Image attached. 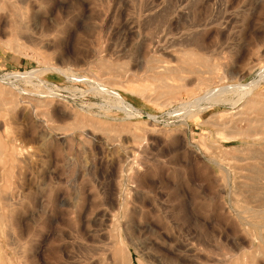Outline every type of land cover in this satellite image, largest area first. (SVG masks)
Here are the masks:
<instances>
[{
    "label": "rangeland",
    "instance_id": "1",
    "mask_svg": "<svg viewBox=\"0 0 264 264\" xmlns=\"http://www.w3.org/2000/svg\"><path fill=\"white\" fill-rule=\"evenodd\" d=\"M31 2L49 31L29 21L18 33L20 15L0 9V116L18 100L25 112L11 120L34 128L25 148H37L33 161L20 155L30 166L15 181L27 183L10 185L14 220L0 211V264H91L116 230L138 246L139 264L264 260L249 226L262 221L249 208L264 186V0ZM155 56L186 70L148 77ZM247 84L245 98L197 100Z\"/></svg>",
    "mask_w": 264,
    "mask_h": 264
},
{
    "label": "bare ground",
    "instance_id": "2",
    "mask_svg": "<svg viewBox=\"0 0 264 264\" xmlns=\"http://www.w3.org/2000/svg\"><path fill=\"white\" fill-rule=\"evenodd\" d=\"M18 3H22V4L24 3L25 4V0H0V9H3V8H8L9 9V8L12 7L13 9H15V11H13L11 14H13V15H15V14L18 15L19 14L20 15V20H14L13 21V23L15 24L16 31L18 33L26 31L29 21L39 22L41 24V26L43 27V29L44 30H48V31L50 30L51 26H53V22L50 25V23L48 21L49 15H48V17L47 16H43V15L39 16V11H38V9L35 8L33 3L31 2V0H29V2H28L29 5L26 6L27 5L26 4L24 7L23 6H18L17 5ZM21 9H23V11ZM154 52H158L159 54H164V55H166L168 57H173V58L176 56L175 53L172 50L168 49V47H159V49L155 50ZM175 52H178V51H175ZM95 55H97V53ZM145 59H146V63H145L146 64V72H149L148 77H154L155 76V77H157L158 80H162V82H165L168 79L179 78V77L182 76L181 74L183 72H185V70H186L185 68H182L181 66L170 65L169 64V60H166V59H163L162 61H158L156 56H155V58H152V59H147V58H145ZM35 70L36 69H33L31 71L24 72V73L19 72V73H16V75L27 76V77H29L31 79V78L35 77V74H37V70L36 71ZM39 71H41V70H39ZM148 77H147V75H145V76L140 77L139 79H141V80L142 79H147ZM26 79L28 80V78H26ZM252 89H253V87L249 86L248 84L245 85V86L233 85V86H227V87H224V88H217V89H211L210 88V89H207L205 91L204 95H202L197 100L198 101L200 99H212V100H217L218 99V100H220L222 95H224L226 92H233V91H236V92L238 91V94L240 95V98H245V97H247L250 94ZM106 91L110 92V93L112 92L114 94V96L118 99V101H120V102L123 101V98L121 97V95L118 92L112 91V90H109V89H106ZM17 101L12 98L9 101L12 104L11 111L9 110L10 112L5 113L2 116H0V125H2V127H3V128H1V126H0V129L1 130L3 129L0 132V161H1V164H0V175L1 176L0 177H2L3 180H4V184L0 183V211L2 210V214L3 215L10 216V217H8V219L10 218L12 221L14 220L13 219V217H14L13 214L15 213L14 212L15 210L13 211V213H11V209L13 208L12 206L14 205V203H13L11 192H10L13 187L10 188V185L13 186L14 184L19 183V182H20L19 183L20 185H25L27 183L26 180L23 181L24 184L21 183V181H22V179L23 180L25 179V177L22 178L23 173H24V172L22 173V171L24 170V168L22 166L26 165L24 163L27 162L28 160L24 159V158H21L20 155H22V156L25 155L24 157L26 158V153H27V150H28L29 154H27V157L30 156V158H28V159H32V161H33L34 158H32V156H34V155H32V153L33 152H34V154L37 153V150H36L37 148L35 149L36 152L34 151L35 147L33 146L34 145V142L32 141V140H34L33 137H36L35 136L36 134H38V139H39V137L40 138L42 137V133L41 132L35 133L34 136L32 134L31 135V139L32 138L33 139L31 140V143L33 142V145H32L33 149L32 148L30 150L27 149V148H29L30 145H29L28 142H25L24 139L27 138V140H28V136H29L28 134H30V132H33L34 130L31 131L33 127H31L30 130H29V128H28L29 126L28 127H25V126L22 127L20 125V126H17V128L15 127L16 125H19V123H21L20 122L21 120H19V122H16V123H14L16 120L15 121H13V120L15 118L17 119V117L21 119L23 113L25 112L24 108L20 107L17 104ZM194 102H196V101L194 100ZM235 103H237V102H235ZM12 114H13V116L15 115V118H13V116H11ZM9 116H10V119H9ZM11 117L13 118V120H11L12 119ZM7 118L12 121L11 124L13 123V125L15 127L14 131L12 129L13 133L9 131L10 127H8L9 126V122L7 123V120H6ZM25 123H26L25 121L22 122L23 125ZM6 126L8 127L7 130L9 131V135H6L7 139H4L5 137L3 138V136H5V133L7 131L6 130V128H7ZM4 130H6V131H4ZM35 130H36V128H35ZM3 133H4V135H3ZM38 139H35V140L38 141ZM20 141H24L25 143H28L27 144L28 146H26V145L22 146L23 149L25 147H27V148H25V152L22 149L24 154L22 152H20V149L22 147H19L20 148L19 150L17 149L18 145L19 146L22 145V144L20 145L18 143ZM20 143H22V142H20ZM36 147H37V145H36ZM30 151H31V153H30ZM36 155L37 154H35V156ZM24 160H25V162L23 163ZM32 161L31 162L29 161L30 164L32 163ZM21 164H24V165L21 166ZM29 166L27 168L24 166L26 168V170H24V171H28ZM18 168H21V170L18 169ZM17 169L20 172L17 171ZM141 169H142L141 167H137L135 169V171H134V175L140 173ZM17 172H18V175L20 173L19 177L21 176V173H22V176L20 178L21 181L18 178L19 182L15 181V179L17 180V176H18ZM26 173H28V172H26ZM3 180H2V182H3ZM0 181H1V178H0ZM14 182H16V183H14ZM117 182H118V184H120V182H121L120 176H119V180ZM20 185H18L19 186V188H18L19 190L22 189ZM133 186H134V184H133ZM15 187L17 189V186H15ZM115 187H116L115 185L111 184V186L109 187L110 189L108 188L110 192L107 190L109 195H106V196H109V198H111L113 201L116 198L115 197L116 196L115 195V193H116L115 192L116 191ZM261 189H263V191L261 193H259V195H256L258 197L257 205L255 206V208H252V207L249 208V210H251L254 215L262 216V221L260 223H256V222L255 223H253V222L249 223L251 242L256 243V248L257 249H260L262 246H264V186H262ZM113 201H110V203L112 204ZM9 212L11 213L10 215H9ZM236 213H238V212H236ZM2 214H0V217H1ZM124 216H125V214H124ZM235 216H237V214H235ZM112 220H116V221L119 222L120 219H119V216L115 215L114 219H112ZM244 223L246 224V222H244ZM118 225H120V223L117 224V228L119 230ZM113 228H114L113 231H115V227H113ZM116 231H115L114 239L111 240V242L108 243L106 245L105 249H104V252H105V250L108 251V252L103 253L100 257L95 259L94 263H91V264H139L138 261L135 259L134 255H133L134 253H136L138 251V246L128 236H124L122 234L121 230L117 231V234H116ZM251 245H252V243H251ZM253 246H255V245H253ZM3 252H4V249L2 247V242L0 241V263H1V261L5 262L3 260V257H2ZM226 254H227V252H226ZM9 262L12 264L11 260H9ZM235 262H236V260H235ZM154 264H156V263H154ZM256 264H264V260H259V261L256 262Z\"/></svg>",
    "mask_w": 264,
    "mask_h": 264
}]
</instances>
